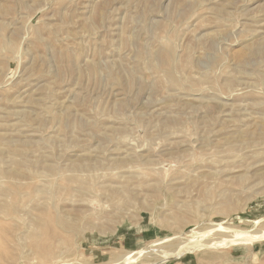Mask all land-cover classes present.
<instances>
[{
  "label": "rangeland",
  "instance_id": "374dc122",
  "mask_svg": "<svg viewBox=\"0 0 264 264\" xmlns=\"http://www.w3.org/2000/svg\"><path fill=\"white\" fill-rule=\"evenodd\" d=\"M0 264H264V0H0Z\"/></svg>",
  "mask_w": 264,
  "mask_h": 264
},
{
  "label": "bare ground",
  "instance_id": "6f19581e",
  "mask_svg": "<svg viewBox=\"0 0 264 264\" xmlns=\"http://www.w3.org/2000/svg\"><path fill=\"white\" fill-rule=\"evenodd\" d=\"M243 61H244V59H243ZM243 239H244V240H247V238L245 239L244 237L242 238V240H243ZM249 239H250V238H249ZM249 239H248V240H249ZM244 240H243V241H244ZM238 241H239V239H238ZM240 242H241V240H240ZM236 243H237V242H236ZM238 243H239V242H238Z\"/></svg>",
  "mask_w": 264,
  "mask_h": 264
}]
</instances>
